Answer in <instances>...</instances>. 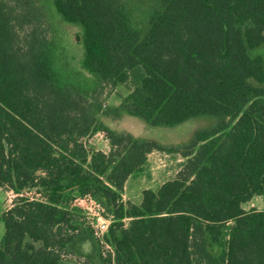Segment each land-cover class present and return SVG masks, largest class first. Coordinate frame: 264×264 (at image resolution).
Listing matches in <instances>:
<instances>
[{
    "label": "trees",
    "instance_id": "obj_1",
    "mask_svg": "<svg viewBox=\"0 0 264 264\" xmlns=\"http://www.w3.org/2000/svg\"><path fill=\"white\" fill-rule=\"evenodd\" d=\"M157 1L142 29L123 0H52V35L22 37L39 9L0 0V188L16 195L0 264H72L85 242L84 264H264V210L244 208L264 196V0ZM118 86L128 95L105 110L104 88ZM123 116L214 124L175 150L106 123ZM98 133L109 153L85 144ZM162 151L186 159L176 178L125 202ZM84 196L112 220L113 254L75 206Z\"/></svg>",
    "mask_w": 264,
    "mask_h": 264
},
{
    "label": "rangeland",
    "instance_id": "obj_2",
    "mask_svg": "<svg viewBox=\"0 0 264 264\" xmlns=\"http://www.w3.org/2000/svg\"><path fill=\"white\" fill-rule=\"evenodd\" d=\"M39 9V17L32 25L26 26L20 30L22 37L28 36L33 29L39 32L45 31V34L52 35L54 29L58 27L59 19L52 10V0H33ZM135 26L144 29L151 14L160 7L157 0H123ZM54 8V6H53ZM65 27L59 26V33L63 38L70 39V27L63 23ZM128 89L124 86L116 88L106 87L101 96V102L104 109L118 107L123 98L128 95ZM108 119L106 123L111 125L118 132L131 133L139 140L153 141L168 149L181 150L188 146L193 140L195 134L211 127L214 120L210 118H195L175 128L151 127L138 118L123 116L120 120H113L111 123ZM89 149L109 153L111 149L110 142L104 133L92 135L84 140ZM186 159L179 152H155L148 157L147 164L143 171L129 179L125 186L124 201L140 204L143 199V191L150 189L157 191L164 183L176 178ZM34 197V194L27 195ZM16 195L0 188V244L4 238L6 229L2 221V215L9 210L15 201ZM245 210L251 209L264 210V196L254 198L250 203L245 205ZM100 250L107 255L106 249L99 246ZM80 256L72 260V264H84L88 256L94 255V249L90 242L79 245Z\"/></svg>",
    "mask_w": 264,
    "mask_h": 264
},
{
    "label": "built area",
    "instance_id": "obj_3",
    "mask_svg": "<svg viewBox=\"0 0 264 264\" xmlns=\"http://www.w3.org/2000/svg\"><path fill=\"white\" fill-rule=\"evenodd\" d=\"M75 206L85 212L94 231V236L100 241L106 251L113 254L112 247L105 241V234L108 232L112 220L103 216L102 207L91 196L77 198Z\"/></svg>",
    "mask_w": 264,
    "mask_h": 264
},
{
    "label": "crops",
    "instance_id": "obj_4",
    "mask_svg": "<svg viewBox=\"0 0 264 264\" xmlns=\"http://www.w3.org/2000/svg\"><path fill=\"white\" fill-rule=\"evenodd\" d=\"M154 153H155V152H153L152 154H154ZM152 154H150L149 157H150Z\"/></svg>",
    "mask_w": 264,
    "mask_h": 264
}]
</instances>
